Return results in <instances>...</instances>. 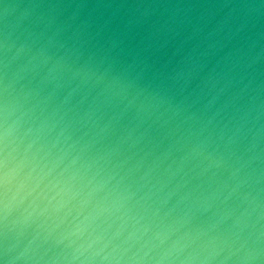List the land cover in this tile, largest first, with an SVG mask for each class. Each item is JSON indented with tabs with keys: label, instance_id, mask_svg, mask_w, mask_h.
Segmentation results:
<instances>
[{
	"label": "clouds",
	"instance_id": "1",
	"mask_svg": "<svg viewBox=\"0 0 264 264\" xmlns=\"http://www.w3.org/2000/svg\"><path fill=\"white\" fill-rule=\"evenodd\" d=\"M0 264H264V0H0Z\"/></svg>",
	"mask_w": 264,
	"mask_h": 264
}]
</instances>
